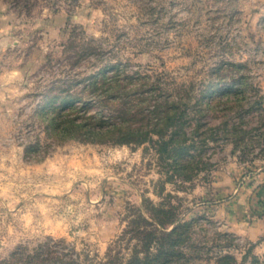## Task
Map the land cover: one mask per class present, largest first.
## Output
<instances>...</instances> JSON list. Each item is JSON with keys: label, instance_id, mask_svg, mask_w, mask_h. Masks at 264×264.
<instances>
[{"label": "rangeland", "instance_id": "374dc122", "mask_svg": "<svg viewBox=\"0 0 264 264\" xmlns=\"http://www.w3.org/2000/svg\"><path fill=\"white\" fill-rule=\"evenodd\" d=\"M2 1L0 264H264V0Z\"/></svg>", "mask_w": 264, "mask_h": 264}, {"label": "crops", "instance_id": "0c3cea01", "mask_svg": "<svg viewBox=\"0 0 264 264\" xmlns=\"http://www.w3.org/2000/svg\"><path fill=\"white\" fill-rule=\"evenodd\" d=\"M6 7V3L0 0V50L9 49V41L15 34L14 22ZM263 202L264 180L247 184V187L238 191L235 196H219L216 201L219 203L217 208L222 210L219 214L232 226L230 231L256 246L264 245Z\"/></svg>", "mask_w": 264, "mask_h": 264}, {"label": "trees", "instance_id": "16d2710c", "mask_svg": "<svg viewBox=\"0 0 264 264\" xmlns=\"http://www.w3.org/2000/svg\"><path fill=\"white\" fill-rule=\"evenodd\" d=\"M261 201H263V200H261ZM175 222L176 221L174 220L172 223L174 224ZM186 222H188V221H184L183 223L186 224ZM177 227L178 226L174 225L171 230H169V231H161L160 233H161V235H163L166 238H172L176 234ZM157 264H170V262H169L168 258H164V260L163 259L160 260L159 262H157Z\"/></svg>", "mask_w": 264, "mask_h": 264}]
</instances>
